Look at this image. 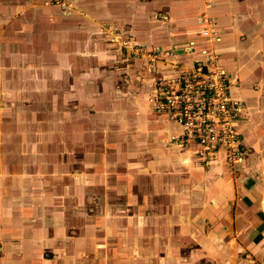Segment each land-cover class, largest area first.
Masks as SVG:
<instances>
[{"label":"crops","instance_id":"crops-1","mask_svg":"<svg viewBox=\"0 0 264 264\" xmlns=\"http://www.w3.org/2000/svg\"><path fill=\"white\" fill-rule=\"evenodd\" d=\"M202 14L245 105L234 166L153 108ZM0 264H264V0H0Z\"/></svg>","mask_w":264,"mask_h":264},{"label":"built area","instance_id":"built-area-1","mask_svg":"<svg viewBox=\"0 0 264 264\" xmlns=\"http://www.w3.org/2000/svg\"><path fill=\"white\" fill-rule=\"evenodd\" d=\"M30 1L57 6L66 12H71L75 2ZM199 21L203 24L199 34L210 46L201 49L202 57L194 61L192 68L158 77L153 108L183 128L181 134L172 136L173 142L183 147L195 146L197 156L204 162L234 166L246 159L244 137L238 127L245 105L234 96L232 77L219 63L215 45L222 39L221 30L207 14H202ZM133 50L137 56H149L152 62L166 61L173 55V50L160 48L135 46Z\"/></svg>","mask_w":264,"mask_h":264},{"label":"rangeland","instance_id":"rangeland-1","mask_svg":"<svg viewBox=\"0 0 264 264\" xmlns=\"http://www.w3.org/2000/svg\"><path fill=\"white\" fill-rule=\"evenodd\" d=\"M42 4V3H41ZM135 46H140L139 44H133L132 46L129 45L128 42H123V44L121 46H119L120 50L124 53V51H128V55H130V58H133V57H143V56H137V54L133 51L134 47ZM141 47L145 48L144 46L141 45ZM150 62H152V60H150Z\"/></svg>","mask_w":264,"mask_h":264}]
</instances>
